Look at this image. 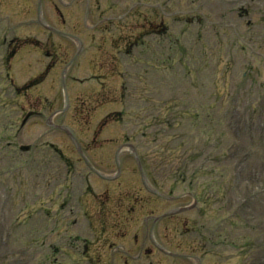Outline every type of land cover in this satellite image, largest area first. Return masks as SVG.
I'll return each mask as SVG.
<instances>
[{
	"label": "rangeland",
	"instance_id": "374dc122",
	"mask_svg": "<svg viewBox=\"0 0 264 264\" xmlns=\"http://www.w3.org/2000/svg\"><path fill=\"white\" fill-rule=\"evenodd\" d=\"M221 1L225 0H110L109 6L102 0L100 8L104 16L119 19L104 35L107 43L102 46L111 49L108 68L122 64L120 68L124 71L102 76L104 84L99 89L107 93L105 100L111 102L105 104L103 97H93L90 102L81 103L79 99L74 100L77 94L71 89L73 103L63 116L51 109L55 104L62 105L59 81L54 73L37 79L46 62L31 39L52 41L49 31L36 22L37 0H0V28L6 27L8 33L5 42L0 36V76L4 78L3 82L0 80V172L4 171L0 175V263L6 256L4 264L8 261L12 264H84L83 255L93 259L98 253L103 260L112 249L94 243L96 236L92 237L91 230L88 231L90 220L95 232L104 223L96 213L99 197L106 202L104 218L111 227L117 212L110 202L121 198L126 207L131 195L137 194L143 203L133 217L141 223L146 215H158L190 203L187 197L175 200L174 197L192 191L193 184L202 202L198 207L202 208L180 214L188 220L186 240L214 241L219 245L210 247L222 255L229 251L238 253L247 242L264 240V145L252 131L245 139L250 142L249 147L239 143L245 138L243 131L258 123V129L264 131V0H227L224 4ZM51 9L50 0H45V16H51ZM131 9L135 13L126 18ZM242 9L249 13L241 17ZM7 16L11 21L4 19ZM147 19H151L150 24H146ZM67 20L77 24L81 18L74 14ZM19 21L28 24L22 27ZM148 29L151 34L139 36L141 30ZM79 31L82 33L84 29ZM19 34L29 44L10 60L8 43ZM128 37L129 47L124 45ZM136 41L139 44L134 45ZM259 41L262 42L258 44ZM87 45L91 47L88 41ZM68 47L73 50L74 45L70 42ZM116 52L123 53L122 61H113ZM76 70L79 76L89 78L88 67ZM33 78L26 89L19 90L29 96L24 93L21 99L13 100L17 87ZM115 95H122L123 102L113 103ZM146 96L151 98L147 104L142 101ZM115 112L123 115L122 120L113 117L107 123L108 115ZM230 116L233 117L231 125ZM130 118L134 119L133 126L128 123ZM65 123L71 126L83 147H88L96 136L97 147H89L84 152L105 175L116 171L115 150L126 142V137L133 144L138 143L139 153L154 178L150 176V180H155L153 185L160 187L164 194L173 191L170 194L173 199L156 201L146 195L139 171L127 150L121 156V184H111L91 175L90 194L85 180L88 169L65 131L56 128ZM230 128L237 135L231 134ZM251 144H254L252 149ZM53 149H60L61 154L54 155ZM48 163L53 168L44 165ZM59 170L60 187L52 196L60 204L69 201V208L60 214L51 212L46 196L43 213L54 215L44 214L39 234H46V242L54 243L60 251L54 254L53 249L45 255L55 257L52 261H31L22 241L30 240V235L35 233H29L24 226V217L29 212L23 206L27 203L31 212L36 209L32 204L35 192L29 196L24 192H31L30 184L40 186ZM182 171L188 175L185 183L179 181ZM75 196L82 199V207L77 205ZM235 208L249 218L234 219ZM54 221L62 229L57 227L50 240L47 224ZM79 236L88 239V249L84 240L74 242ZM166 237L185 239L177 233ZM8 239L15 242L12 243L14 254H8L14 252L8 247ZM71 244L75 248H67ZM229 244L232 249L228 248ZM84 249L88 253L82 252ZM207 260L203 262L217 263L211 257Z\"/></svg>",
	"mask_w": 264,
	"mask_h": 264
}]
</instances>
